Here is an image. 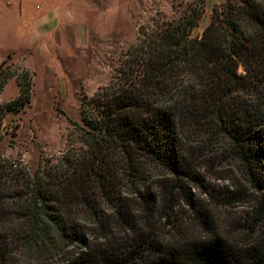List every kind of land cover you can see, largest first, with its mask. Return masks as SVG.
<instances>
[{"label":"trees","instance_id":"1","mask_svg":"<svg viewBox=\"0 0 264 264\" xmlns=\"http://www.w3.org/2000/svg\"><path fill=\"white\" fill-rule=\"evenodd\" d=\"M204 4L177 25L148 35L121 75L84 99L79 129L87 150L75 158L66 154L31 182V228L49 229L62 242L87 248L64 264H264V234L244 245L210 235L178 246L140 237L99 249L78 223L103 222L104 208L130 221L128 189L142 209L157 210L160 196L147 186L153 174L194 179L182 140L191 131L198 139L205 135L228 144L251 186L264 193V0H223L214 5L202 36L192 38ZM10 59L0 64V95L13 77L5 73ZM17 78L19 97L6 105L0 101V142L7 113L30 103L32 74L23 70ZM176 198L170 190L169 202ZM186 202L192 203L189 195ZM4 246L0 240V264H18Z\"/></svg>","mask_w":264,"mask_h":264},{"label":"rangeland","instance_id":"2","mask_svg":"<svg viewBox=\"0 0 264 264\" xmlns=\"http://www.w3.org/2000/svg\"><path fill=\"white\" fill-rule=\"evenodd\" d=\"M129 1L134 4L126 6V14L104 34L86 36L82 31L76 42L70 33L58 39L60 45L53 43L45 55L10 53L5 73L13 77L0 95L1 103L6 105L19 97L17 76L23 70L33 76L30 103L20 111L7 113L0 142V240L6 245L5 254L18 264H64L87 251L80 243L62 242L49 229L31 228L26 216L32 207L31 182L37 173L43 176L50 166L61 163L66 154L75 158L87 150L79 129L83 126L84 99L120 76L148 35L161 27L177 25L194 7L199 11L203 0ZM204 2L192 38L202 36L214 5L223 0ZM239 70L243 72V67ZM191 132L182 140L184 152L194 162V179L177 181L153 174L147 186L157 199L160 196V206L158 202L152 212L142 209L138 198L126 190L125 196L132 199L130 221L104 208L107 216L103 222L85 218L78 222L90 243L105 249L109 243L120 247L142 237L178 246L187 239L219 235L244 245L264 234V193L251 186L228 144L205 135L198 139ZM173 189L177 198L170 203L168 192ZM186 195L191 204L186 202Z\"/></svg>","mask_w":264,"mask_h":264},{"label":"crops","instance_id":"3","mask_svg":"<svg viewBox=\"0 0 264 264\" xmlns=\"http://www.w3.org/2000/svg\"><path fill=\"white\" fill-rule=\"evenodd\" d=\"M129 4L134 3L129 0H0V63L10 53L45 55L53 43L60 45L58 39L70 33L78 42L82 31L89 36L113 30Z\"/></svg>","mask_w":264,"mask_h":264}]
</instances>
